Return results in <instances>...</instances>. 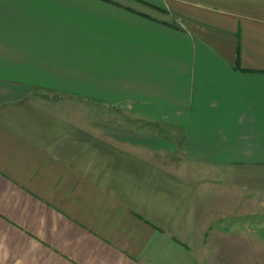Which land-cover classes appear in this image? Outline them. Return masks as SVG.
Returning <instances> with one entry per match:
<instances>
[{
	"label": "crops",
	"instance_id": "obj_1",
	"mask_svg": "<svg viewBox=\"0 0 264 264\" xmlns=\"http://www.w3.org/2000/svg\"><path fill=\"white\" fill-rule=\"evenodd\" d=\"M233 254L264 264V0H0V264Z\"/></svg>",
	"mask_w": 264,
	"mask_h": 264
},
{
	"label": "rangeland",
	"instance_id": "obj_2",
	"mask_svg": "<svg viewBox=\"0 0 264 264\" xmlns=\"http://www.w3.org/2000/svg\"><path fill=\"white\" fill-rule=\"evenodd\" d=\"M95 112V111H94ZM119 111H116L115 109H105V118H106V122H111L112 124V128H114L116 131L117 130H121L120 133H118V136L120 138H129L130 134L128 133L129 130L132 131L133 127L128 126V123L126 120H119L118 118V113ZM125 119H127V117H125ZM114 125V126H113ZM118 126V127H117ZM140 128V127H137ZM139 131H137V134H139ZM131 138H145V137H140V135H137L136 137H132ZM256 256H250L248 261H247V257L246 256H241L239 254H233V255H220V256H216V264H247L248 262H250L249 264H251L252 262H256Z\"/></svg>",
	"mask_w": 264,
	"mask_h": 264
}]
</instances>
